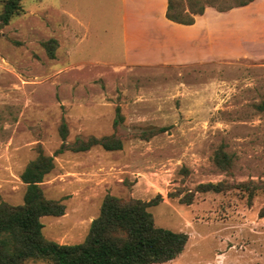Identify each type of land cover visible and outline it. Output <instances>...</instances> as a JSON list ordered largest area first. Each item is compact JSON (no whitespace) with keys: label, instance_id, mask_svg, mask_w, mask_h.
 I'll return each instance as SVG.
<instances>
[{"label":"rangeland","instance_id":"obj_1","mask_svg":"<svg viewBox=\"0 0 264 264\" xmlns=\"http://www.w3.org/2000/svg\"><path fill=\"white\" fill-rule=\"evenodd\" d=\"M262 2L208 10L200 25L214 30V41L207 47L201 32L198 57L206 60L116 66L104 62L120 43L121 0H25L23 13L0 28V202L22 204L20 175L39 150L54 155L62 123L65 143L113 134L120 150L54 157L40 187L65 211L41 218L46 240L82 243L110 195L156 201L147 208L154 226L187 234L183 252L163 264H264V194L248 200L236 187L264 183ZM50 39L53 58L42 45ZM117 108L123 119L114 127ZM221 146L232 158L227 171L213 161ZM218 183L225 190L198 189Z\"/></svg>","mask_w":264,"mask_h":264},{"label":"trees","instance_id":"obj_2","mask_svg":"<svg viewBox=\"0 0 264 264\" xmlns=\"http://www.w3.org/2000/svg\"><path fill=\"white\" fill-rule=\"evenodd\" d=\"M25 0H0V28L21 15ZM216 0H167L165 16L174 23L192 25L196 16L204 14L210 7L219 13L247 6L254 0H237L232 5H217ZM50 58L54 57L57 45L54 39L42 43ZM264 111V100L257 105ZM123 117L116 109L114 127ZM163 128L154 132H162ZM62 144L53 156L38 151L37 156L28 162L20 175L25 184L21 205L12 206L0 202V264H23L26 261H48L50 264H163L180 255L188 241L182 232L154 226L153 217L147 211L156 201H122L106 195L100 206L98 216L92 220L84 241L75 245H60L44 238L43 217H60L65 206L59 201L44 197L40 184L54 168V157L65 151L85 152L99 146L106 151L122 148V142L113 134L102 137L77 138L65 143L67 127L64 123L59 129ZM215 166L223 171L230 169L232 158L223 150L215 152ZM247 193L251 200L258 192L264 194V183L248 181L236 185ZM200 192L225 190L223 184H202ZM261 216H264L262 208Z\"/></svg>","mask_w":264,"mask_h":264},{"label":"crops","instance_id":"obj_3","mask_svg":"<svg viewBox=\"0 0 264 264\" xmlns=\"http://www.w3.org/2000/svg\"><path fill=\"white\" fill-rule=\"evenodd\" d=\"M127 1H131L130 4ZM121 2L122 11L117 14L121 21L120 43L118 49H112L115 51L111 58L113 60H107L105 64L116 66L184 64L210 57L198 58L203 55L200 49H206L199 43L201 32H204L202 43L204 44L206 40L207 47L214 41V30L209 25L204 28L200 25L210 7L205 9L203 15L196 16L192 25H182L166 18L167 0H121ZM252 7L247 5L238 9L250 10ZM242 29L244 28H239ZM98 61L91 60V63H99Z\"/></svg>","mask_w":264,"mask_h":264}]
</instances>
